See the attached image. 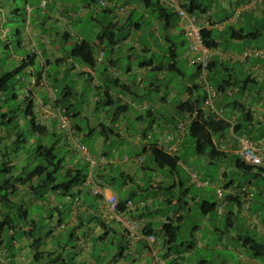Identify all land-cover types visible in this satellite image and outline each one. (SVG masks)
Segmentation results:
<instances>
[{
	"label": "crops",
	"instance_id": "0c3cea01",
	"mask_svg": "<svg viewBox=\"0 0 264 264\" xmlns=\"http://www.w3.org/2000/svg\"><path fill=\"white\" fill-rule=\"evenodd\" d=\"M9 1L10 0H8V2ZM14 1L15 0H13V3ZM130 1L132 4L129 5V7L131 9L130 11L134 12V19H137L141 13L144 14L146 12L140 10L143 7V4H137L139 5V8H136L137 5L135 4L134 0ZM177 1L178 3L182 4L188 2V0ZM200 1L202 2V0ZM247 1L249 0H208V3H202L204 5H208V9L205 13L212 12L210 16L211 27L207 28L212 32V37L216 42V47L213 48L215 54L212 61L213 66L209 72V76L218 71L223 78H228L230 76L229 81L235 83V86L232 87L233 89L229 90L230 95L228 91V95L226 94L227 97L224 95L225 101L222 99V96L218 98L219 105L221 108L226 104L231 105L230 107L226 108L228 110L226 120L234 118L236 122H238L239 120H242V118H245V114H248V116L245 118L248 120L250 119V122L245 124L247 132H250V136H252L253 140L260 141L264 139V56H251L243 60L241 58V54L244 51L250 49H256L260 51L264 50V1L252 12L245 13L241 17L236 18L234 16L235 10L240 5H242V3ZM85 9L86 12H91L96 17L98 15L113 17L115 20L110 22H114V25L115 22H118L122 18V16H116L112 11L104 12L105 10L98 9L91 5H86ZM75 10L76 7L72 5L70 7V11L67 12V16L72 20H78L79 22L80 18L78 17ZM7 13H9V15L16 14V9H14L13 6H7V9L0 7V26L4 24V18L6 17ZM75 21L68 22L67 25L70 26ZM120 21L122 22L123 20L121 19ZM133 21L136 22L138 20ZM115 29L116 28L114 27L113 30ZM1 32V34H4L6 31L1 30ZM30 32L28 34L29 37L32 38ZM180 32H182V28L180 25H178L177 29L170 30L168 34L176 37ZM20 35V32L17 30L15 32V36L19 38ZM63 35L65 40H68V32L65 31ZM141 36L143 35H141L140 32H137L130 36V38L121 40L119 45L120 47L117 50H114L113 54H108L107 59L102 58V63L100 64L101 67L99 69L97 68L98 63H96L94 68L88 67L69 55L64 57L62 54H60L59 49L54 51H46L50 57V64L47 65L46 69L48 70L49 67H55V71L52 73L53 83L50 81L52 75H48L50 78H48L49 80L47 82V75H45V80H41L42 78L38 79L39 75L35 76L33 71L29 70L28 67L23 72V74L29 73L30 78L27 79L26 77L19 76L18 84L26 85L24 96L25 99L28 98V100L25 101L26 104L28 102V104L31 103L33 105L32 113L34 116H36L35 126L40 125L46 128V135L51 136V139L56 138L57 135L63 136L64 134L61 131V126L59 128L60 120L58 117L59 114L64 115V102L67 103L69 100L70 105L73 104L76 106V110L81 113V119L79 123L84 121V119H87L86 125L88 126V129H85L82 132L79 131L75 133L73 127L69 125L73 133L72 138H70V136L67 135L66 130L63 129L67 135V141H64L60 146L66 149L72 158L75 159V161L72 160L70 163H67L66 168H74L81 164V161L79 160L80 156L78 157V154L73 151L75 142L79 143L84 138H89L94 144L96 139H100L106 145H110V141L112 139L119 142L117 147H111L108 150L102 149L97 155L92 152L95 154L94 156H103L106 159L105 164H99L96 167L94 175L98 180L101 181V186L104 189V192L108 195L116 196L119 200V203L123 206L122 218L126 221H138L140 219H145L146 224L142 229V234L154 235L157 240L162 243V246H152L153 251H151L152 253H149L150 246L142 238L141 241L135 244L130 255L120 257L122 250H125L128 247L123 225L121 222L107 219V210L104 202L101 198L92 195L90 186L82 187L80 185L81 189L79 190V202L76 205L66 202L64 197L56 193H49L46 197V200L43 199L42 202L38 201L37 197H35L32 191L29 189L30 182L17 180V177L24 172V168L19 163L16 153L22 152L23 149H18L20 146L18 148L13 146L14 134L10 135V137L8 134L4 133L6 126L9 125V120L7 119L10 117V115L7 114V118L3 119L2 124H0V165L2 162L9 163V166L12 169V176L8 175L6 177V181L8 182L7 186L13 185L15 190L9 191L8 187L2 188L0 185V221L4 219V217H11V221L17 225V228L15 231H12L11 229L10 232L7 231L8 226L3 228L4 237L0 243V264H60V255L66 259L73 258V262L77 261L78 264H147V260H149V264H186L188 262H185L186 259H190L195 249H205L209 247L207 245L208 239H206L205 242L200 241L203 238V234H200L201 227L199 225L194 226L191 229L192 234L190 233V244L188 243L187 250L185 249L186 245L176 249L174 248L175 246L163 245L165 244L163 236L162 238L158 237V233L162 234V227L165 221H170V219L173 218V223L177 222L175 220H178V223L181 222L182 224L185 217V214L181 213L182 208L177 209L170 216L160 213L162 208L170 206H168V203L165 200L166 198L160 194L164 189L159 188V183H163L162 185L166 183L170 184L172 183V179L167 178L162 173H160V171L156 172L154 170H152V177H154L153 179H144L143 177L145 169L151 165V162L149 161L148 151L143 149L145 148L143 135L147 133V128L146 126H142L140 124L143 122L141 120V116L144 113V110L141 108H144V106L146 108L153 106L155 109L159 110L161 103L159 102L158 98H155L153 102L144 101L143 107H136L133 111H131L134 113L133 118L137 124L136 128L131 130L127 122L130 121L128 119L130 111L122 114L118 121L114 122L113 124L111 117L109 119H103L101 117L98 118L96 114V112H98L96 109V102L99 100L95 98L94 94L90 95L92 98L86 103L88 108L85 109L83 108L82 103L78 104L77 101L75 102L77 99L70 100L68 98H63V100L60 102L59 98L55 97V95L52 93L54 86L57 87L56 84L59 82L64 84V87L71 86L67 85V81L69 80L75 84L76 89L74 90L76 95L80 93L83 85L88 83L91 86L94 85L93 88L95 91L100 89L103 99L107 96L113 98L112 103H109L110 105H101L104 111H109V109L113 108L120 98V103H129V97L119 94L117 92V88L113 87L112 89L107 90L108 88L104 85V81H107L111 78L110 74L112 75L114 69L119 72V80H121L122 84L126 87H134L135 85V87L137 86L139 88H144L141 83L144 82L148 73H161L163 76L166 75L163 69L160 70L156 58L151 57L154 54L162 55V53H158V51L155 50L148 51L146 47H141L138 44ZM147 36L149 37L150 34H147ZM78 40L80 41L82 39L80 38ZM43 41L44 39L41 38L42 43ZM127 41L128 43H131L132 47L137 49L141 55H150L149 60L151 61L148 65L141 67L139 66L138 62V65H133L128 72L125 70L126 68L122 69L118 67L116 64L118 54L116 53L121 49L124 50V45ZM19 43L22 45L21 41ZM94 46L99 50V52L101 49H103L102 44L98 45V40ZM130 49L127 51L126 56L120 57V59L126 58L132 61V52ZM23 59V57L17 58L16 67L22 63ZM185 59L187 61V56ZM42 63H44V61L41 62V65ZM11 70L12 69H6L5 72H9ZM139 82L141 83L138 84ZM34 87L36 88V93L34 92ZM149 88L150 90H155L157 93H161L162 90L161 87L159 88L156 85H150ZM236 88L243 90V95L237 100V91L234 90ZM40 92L44 94V99H39ZM106 92H108V95ZM180 92L181 89H172L167 93V100L163 104L166 106V112L171 114L172 105L174 109V104L176 105L177 103H184L186 101L191 102V100L194 99L195 95H193V93L189 92L186 95L184 94L182 97H180ZM51 94L54 96L52 97ZM65 97H67V94ZM196 99L199 100L200 98L198 97ZM236 101L238 105L237 103L234 105ZM0 111L2 112L4 110L0 108ZM173 118L177 119L178 117L175 116ZM183 118L184 117H180V119ZM104 120H106V126H112L115 128L113 129V133H109V135L106 136L100 133V123H97L98 121L104 122ZM20 122L23 123L24 119H21ZM150 130L149 131L153 133H151L152 135L149 142L150 144H158L165 150L168 147H175L177 148L176 155H179V151H184L186 147H189V138L188 134H186L187 132L180 133L179 135L175 130L170 131L171 129H169V127H166L165 125L160 126L158 123L153 125ZM169 137L170 140H168ZM229 137V135L226 137V141H229ZM28 144H30V142ZM127 144H130L132 147L136 148V152L128 155L126 146ZM1 150L5 152L3 155H1ZM78 153L80 152L78 151ZM231 155L232 152L229 151V153L226 155L227 158L223 161H220L219 163L222 164L220 165L222 168L219 174L221 182H223L222 177H227L226 170L228 168H232L230 165ZM81 157H83L82 154ZM181 165L182 163L180 162L179 166ZM138 171H140L142 177H136ZM191 173L195 172L187 170L189 183H191ZM31 181L32 183L36 182L34 179ZM224 181H226V179H224ZM173 182V187H175V184H181L180 177L175 175ZM223 192L225 200L234 197L236 194L232 185L230 188L223 190ZM188 193L189 191H186V193H182V196L188 197ZM6 197L8 198V201L14 203L17 207L23 205V209L27 211L23 219L21 216H18L20 215L21 211L19 212L17 209H12L10 211L7 210L9 202L7 203ZM129 200L130 205L127 203ZM134 200H136L135 205L133 204ZM225 200H218L217 204L223 203L226 210V207L230 206L231 204L229 205ZM14 201L19 202V204ZM193 203L195 205L198 204L195 201H193ZM238 203H240V199ZM236 204L237 200L230 206L231 208L229 207L232 212L235 210L234 207ZM25 205L32 206L39 211L31 212V210L25 207ZM187 206L188 203H186V208L189 213L193 209V206ZM260 213H262V209ZM123 215L125 217H123ZM241 217L242 216L240 215V219L243 225H245V228L249 229L251 232L254 230L256 237L260 239L264 245V222L263 228L261 230L258 228L252 229L251 224L246 222V218L244 219V217ZM44 218H46L49 223L54 221L56 226L55 230L50 229L48 232H46L44 236L46 238L42 239V235L40 233L42 226L38 227L37 222L43 220ZM61 219L62 223L59 222ZM223 221V218L219 219L217 217L216 225L213 227V229L211 227L212 230L208 231V236L210 233L217 235L215 245L211 247L213 253L217 255L218 258H220L219 252L227 249L231 251L233 256L236 255V260L226 258V264H234L235 262H237V264H263L264 262L261 258L255 259L250 257L246 248L238 245L240 242H238L236 239L237 235L235 230L233 231L235 236L234 240H228V237L225 236V234H222L219 229ZM62 230L68 232L72 231L74 233V235H72L73 237L71 236L73 239L71 243H75V247H77L75 249L70 248L73 253L68 254V256L66 255L65 249L61 250V247L64 244L61 242L55 243L53 239L57 232V237H59L60 231ZM25 231L27 232L26 235L18 236L19 233H23ZM29 235L35 237L34 239H36V237L39 235L41 244L38 247L33 248L32 244L34 239H32V237ZM13 237L15 240L10 241V239ZM102 243L109 244L111 246V251L104 252L101 248ZM96 249H98V254L96 255L100 256H97L98 259L93 262L91 259L93 256H95L94 251ZM35 250H39L42 253V255L37 260L34 259ZM102 257H104V259H102ZM183 258H185V260ZM172 261L175 262L173 263ZM196 264H198V262H196Z\"/></svg>",
	"mask_w": 264,
	"mask_h": 264
},
{
	"label": "trees",
	"instance_id": "16d2710c",
	"mask_svg": "<svg viewBox=\"0 0 264 264\" xmlns=\"http://www.w3.org/2000/svg\"><path fill=\"white\" fill-rule=\"evenodd\" d=\"M109 1H114V0H107ZM117 1V0H115ZM177 1V0H176ZM118 2V1H117ZM178 2V1H177ZM138 3L143 4V7L146 10H150L151 14L155 15V18L153 20L154 25L157 26V24H161L162 26V35L160 36V41L158 43V46L160 47L159 52L158 53H162V55H158V54H154L151 57H155L156 60L158 61V66L160 67V70H164L167 77L168 74L170 72H175L178 75H182L181 71L178 69L176 62L178 60V55H177V48L181 47V49L186 53L187 52V38L183 37L184 34V29L182 28V32H180L176 37H173L171 35H169V31L170 30H174L178 28L179 22H178V18L176 16V14L170 9V7L165 6L161 0H138ZM98 4V0H89V5L94 6ZM180 7L183 8L185 11H187L189 14L192 15H205L207 13L206 10L208 9L207 6L208 5H204L200 0H188L187 3H179ZM86 7V6H85ZM104 12H108L109 10L104 9ZM110 12V11H109ZM134 12H130L128 17L125 19V26L121 27L122 31L124 32L125 28H132V30H134V34L137 32L141 31V21L144 20V18L147 17V12H145V15H140L137 17V19L133 18ZM154 17V16H153ZM174 19H176V21H174ZM92 20H94V18H92ZM133 20H138L136 22H134ZM227 20V19H226ZM115 27V25L113 23L108 24L107 26L103 27V29L105 28V31H102V33L97 36V40H98V45L103 46V49L100 50L99 52V56L100 57H105V55L108 54H113L114 50H117L120 46V42L121 40H126L128 38H130L131 35H129V32H122L123 33V37L121 39H117L114 32L115 30H113V28ZM102 29V30H103ZM119 30V29H116ZM144 36V35H143ZM141 36V38L143 37ZM200 37H201V41L203 42V44L206 46V48H208L212 53V59L211 61L208 63L207 66V75L204 78H200L199 75L201 74V67L197 64H193L190 66L195 67V73L193 76V81H190L189 83H187L185 86H183L181 88V92L179 93L180 97H182L184 94L186 95L187 93L191 92L193 93L194 99L190 101H186V102H182V103H177L176 105L174 104V114H170L168 112H166V106H164L163 104L166 102L168 94H166L167 96L165 98H159V102L160 104V109H155L153 106L152 107H145L141 108L144 110V113L141 116V120L143 121V124H141L142 126H146V128H148L146 130V134L143 135L144 137V150L148 151L149 153V161L151 162L150 166L147 167V169H145V172H152V170L162 173L164 176H166L167 178L170 179H174L175 175L177 174V169L179 167V164L181 162L180 160V155H176L177 154V149L175 153H167V151L165 149H163L162 147H160L158 144L155 143H149L151 140V135L153 134L152 132H150L151 127L153 125H155L156 123H158L160 126L165 125L166 127H169V129H171L170 131H174L175 126L183 119H180V117H187L189 115V117L191 116V122L189 123L187 130H186V134H188V138H189V147H186L185 149H191L192 150V154L193 156L196 157H203V158H207L208 160L212 161V162H216L217 164L220 163V161H223L227 158V154H225L224 152L220 151L219 149V145L218 143L222 142L226 137H228V135L230 136L229 138H231V136L233 137H237L240 135H246L248 137H250L252 140V136H250V132H247V128L245 127L246 123H249L250 119H245L246 116H248V114H245V118H242V120H239L238 122H235V125H231L230 122L228 120H226L225 117H223V119H216L215 115L210 111V110H206L204 109V100L206 99V89L207 87H211L216 93H217V97H216V101H215V107L217 109H225L226 110V115L228 113V110L226 109L227 107H230L231 105H225L224 107L221 108V106L219 105V101L218 98L220 96H222V99L225 101L224 99V95L227 94V91L232 90L235 86L234 82H230V76L227 78H223L220 75V72L216 71L213 75L209 76V72L212 68V61L214 59V50L213 48L216 47V42L214 41L213 37H212V32L207 29H201L200 30ZM181 39V41H179V43L176 42L175 39ZM104 40H106V44H104ZM44 42V41H43ZM165 43V44H164ZM20 45V43H19ZM148 51H150V47H146ZM146 54V53H144ZM69 56L76 59L78 62H81L82 64L94 68L96 66V60L94 58V51H93V46L85 41V40H80L77 41V43L75 44V46L70 50L69 52ZM36 56L35 54L33 55H28L26 56V58L23 59L22 63L17 66V67H13L11 71L9 72H3L0 74V94H2V97L4 99H10V100H17V94L15 93V85L16 83H18V77L20 76V74H22L28 67L33 66V61L35 60ZM133 58V56H132ZM165 60L167 65H165ZM151 60L146 59L144 62H139V66L143 67L145 65H148L150 63ZM118 62V59L116 60V64ZM50 64V60H44V63H42V69L43 72L39 73V78L44 74L47 65ZM187 64H188V60H187ZM138 65V62H137ZM133 64L131 66H127L126 67V71L128 72L131 68H132ZM159 70V71H160ZM47 75V74H46ZM165 75V76H166ZM164 76V77H165ZM224 76H228V75H224ZM110 79H108L107 81H104V85L105 87H107L109 89H112L113 87L118 89V93L128 96L130 99L129 103H120V100L118 102H116V104L114 105L113 108L109 109L111 111V119L113 120L112 124L116 121H118V119L121 117L122 114L127 113L128 111H133L136 107H143V103L144 101H148L145 98H142V96L138 93V91L134 92L132 91L135 87H126L122 84V81L119 80V74H117V76L111 75L110 74ZM146 79V78H145ZM145 81V80H144ZM103 83V82H102ZM141 82H139L138 84H140ZM144 88H140L142 91H144V95L146 96V93L148 91H155V90H150V85H155L153 83L149 84V85H144L143 83H141ZM54 86V85H53ZM94 86V85H93ZM139 86V85H138ZM158 86V85H156ZM160 88V86H158ZM100 88V87H99ZM139 88V87H138ZM146 88H147V92H146ZM170 88H173L172 86H165V89L168 90ZM180 89V88H178ZM177 90V89H176ZM235 91H237L236 93V100L238 98H240L243 95V90L240 88H236L234 89ZM98 91V93H97ZM97 91H95V96L97 94V97H95L97 100L96 102V109L99 110V106H101L102 104L106 105H110L113 101V98H111L110 96H107L106 98H102V94L100 93V89H97ZM7 92L9 93L8 97H6L4 94H7ZM156 92V91H155ZM52 93L55 95V97L59 98V101L61 102L63 100V98H68V99H76L77 96L76 92L74 90V88L71 86H65L61 89H58V87L54 86ZM69 93V94H68ZM67 94V97H65ZM106 94L108 95V92H106ZM161 94V93H158ZM65 95V96H63ZM200 98L199 100L196 98ZM227 97V95L225 96ZM143 99V100H142ZM6 100V101H7ZM25 100H28V98H26ZM77 100H75L76 102ZM65 105L63 104V109L64 110V117L68 120L69 125H71L73 127V130L76 132H82L83 130H85V127L83 128L81 126L82 122H85V124H87V119H84V121H80L81 119V113L76 110V106L73 104H69V100L68 102H64ZM78 103V101H77ZM82 102H79L78 104H81ZM110 103V104H109ZM237 103V101L234 103V105ZM238 105V103H237ZM80 106V105H78ZM1 108V107H0ZM32 109H33V105L31 103L26 104L25 109H23L22 111L19 110V113L23 114V116L25 118H30L31 119V129H32V133L38 134L39 136L44 135L45 137L48 136L46 135L47 129L38 125L35 126V117L34 114L32 113ZM146 110V111H145ZM9 112H6L4 110V113L2 115H0L1 118V122L0 124H2L3 119L7 118V114ZM171 115V118L170 116ZM178 117L173 118V117ZM16 114H10V117L7 119L9 120V125L14 124V118H16ZM79 118V119H78ZM99 118V117H98ZM18 118L15 119V121H17ZM170 119V120H167ZM186 119V118H185ZM184 119V120H185ZM78 120V121H77ZM20 121V120H19ZM146 121H149L148 123H144ZM97 123L99 124V128H100V133L102 135H109V133H113V128L112 126H106L104 122H100L98 121ZM86 129H88V126L86 125ZM173 129V130H172ZM7 130V133L9 136L14 134V141H13V146L15 148H18L20 146V148L18 149H24L27 146V142L25 141V137L22 135L20 128H19V123L14 124V128L12 129V131H8V127L5 129ZM91 130V129H90ZM93 130V129H92ZM150 130V131H149ZM149 131V132H148ZM152 133V134H151ZM11 137V136H10ZM88 137V136H87ZM108 137V136H107ZM1 140V139H0ZM53 143L52 147L50 146H45L43 144H40L36 151H37V155L40 157H43L45 160V164L44 165H40L38 167H35L33 170L28 169L27 173L25 174V176L19 175L17 177V180L23 181V182H30L29 185V189L32 191L33 195L35 197H37L38 201L42 202L43 199L46 200L47 195L49 193H56V194H60L62 197L66 196H70L72 199L71 201H66V202H70L73 205L78 204L79 202V196H80V192H79V186L82 185V183L85 181V177L87 175V173H85L84 175L81 174V172L79 171V169L77 167L74 168H66V166L63 165V158H60L56 155L54 149L55 146L58 144L57 141V137L53 139ZM148 146V147H147ZM233 147H236V144L234 142ZM147 148V149H146ZM184 149V150H185ZM17 152V151H16ZM17 153H21V152H17ZM16 153V154H17ZM222 165V164H220ZM230 165L231 167L236 171V173H241L243 175H248L251 174V176H259L262 178L263 180V187H262V191L260 192V194H263V200L260 202H256L253 204H251L250 206V215L248 214L247 216H242L241 218L244 217V219L246 220V222L250 223L249 218L252 217L253 214H255V217L258 218V220H260V224L263 227V222H264V213H260L261 209L262 211L264 208V170L262 168L259 167H254V166H247L246 164H244L237 156L235 155H231L230 157ZM222 168V167H221ZM25 170V169H24ZM226 170V169H225ZM224 170V172L226 173V171ZM0 173L7 177L8 175L12 176V169L9 166V163L7 162H2L0 165ZM226 175V174H225ZM205 176L201 177V179L203 178L204 180L202 181H209L211 182L210 178H204ZM23 178V179H22ZM94 178L97 179V177L94 175ZM32 179L36 180V182L32 183ZM145 179V178H144ZM223 179V185H222V189L225 190L227 188H230L231 185L233 186V189L235 190V195L232 198H228V202L227 200H225V196H224V200L226 201V203H228L229 205L233 204L236 202L237 200V204L235 205L234 208L236 207H240V203L239 199H240V193L242 194V191L240 192V190L242 189L243 185H241L240 183H237V185H234L233 182L231 181L230 183H227V181H224V179H226V177H222ZM8 182L5 180H1L0 185L3 187H8L9 191L15 190V187L13 185H8ZM163 183H159V188L164 189L163 192H161L160 194H162V196L164 198H166V202L168 203V206L172 207V206H176L178 205L182 199L180 200H175L173 196H171L170 198H167V193L170 192L168 190H170L174 184L172 185H168L169 183H166L164 185H162ZM180 186H183L182 181L181 184H179ZM244 188V187H243ZM150 189V188H149ZM247 190V188H244ZM166 191V192H164ZM183 191V192H182ZM182 191L181 193H186V191H189V189L185 188V186L182 187ZM96 197V196H95ZM75 198L78 199V202H75ZM101 198V197H99ZM217 199H221L218 197L217 195ZM254 199H255V194H254ZM6 201L8 203L7 206V210H12V209H17L20 212V215L22 219L24 218V215H26L27 211L25 209H23V205L17 207L14 203L8 201V198L6 197ZM254 201V200H253ZM184 202V201H183ZM130 205V200L127 202ZM186 204V203H184ZM230 205V206H231ZM226 207V211H225V216L223 217L224 219V226L223 229H226L227 232L228 230L231 231H239L236 232V239L238 242H240L238 245H240L241 247L246 248L248 254L250 255V257L255 258V259H262L264 262V245L262 244L261 240L258 239L256 237L255 231L253 230L252 232L245 228V225L242 226H238V222L237 219L235 217V212L231 211L229 209V207ZM216 207H217V202L216 203H210L208 201H203L202 205L200 206L201 209V215L205 218H210V212L215 213L216 212ZM181 208V207H180ZM231 208V207H230ZM225 209V208H224ZM118 212L120 213V215L123 214V206L119 203L118 206ZM239 212L241 211L240 209H238ZM216 214V213H215ZM50 216V215H49ZM123 217H125L123 215ZM218 217V216H217ZM172 219H170V221H165L162 227V236L164 238V243L163 245H167V246H175L174 248H179L182 246L186 245V250L188 249V242L183 243L180 242L177 238V232L180 228L181 222L178 223V220H175L177 222H172ZM185 219V217H184ZM64 221V220H63ZM60 223H62V219L59 221ZM252 224V223H250ZM12 225V226H11ZM60 225V224H59ZM8 226L7 231L10 232L11 229L12 231H15V229L17 228V225L11 221V217H4V219H2L0 221V243L2 241V238L4 237L3 234V228ZM252 226V225H251ZM246 229L247 233H241L242 230ZM252 229L257 228L256 225H253L251 227ZM221 231V228L219 229ZM226 230L225 231H221L222 234L226 235ZM7 232V233H8ZM39 232V231H38ZM143 233V230H141V234ZM27 232H23V233H19L18 236H23L26 235ZM125 237L127 239V249L122 250V252L120 253V257L121 256H127L130 255L131 250L133 249V247L135 246V244L140 240H137L135 242H131L130 239L126 236V233L124 231ZM192 234V232H191ZM190 234V235H191ZM17 235V233H16ZM72 235H74V233L72 231L69 232L68 235V239L67 242H71L72 239ZM147 235V234H146ZM143 235V238L144 236ZM31 236V235H29ZM72 236V237H71ZM32 239H34L35 237L31 236ZM208 237V236H207ZM206 238V237H205ZM235 236L231 237L230 240H234ZM15 240L14 237L10 239V241ZM41 244V240L40 237L38 235V237H36V239H34L32 247L36 248ZM190 244V243H189ZM237 244V243H236ZM65 245V246H64ZM62 247L61 250L65 249L67 247V243H65ZM162 246V243H161ZM192 246V244H191ZM77 247V246H76ZM75 246L71 245V249H75ZM151 251H153V247H150V251L149 253H152ZM124 254V255H123ZM42 255V253L39 250H35V254H34V259H38L40 256ZM190 256V255H189ZM60 260V264H70L73 263V258H63L61 255L59 256ZM58 258V259H59ZM193 258V256L191 255L190 259L187 260L185 262H187L186 264H194L192 263L191 259ZM185 260V258H183ZM176 261V260H175ZM175 261H172L173 263ZM196 263V262H195ZM203 263V260H199L198 264ZM264 264V263H263Z\"/></svg>",
	"mask_w": 264,
	"mask_h": 264
},
{
	"label": "rangeland",
	"instance_id": "374dc122",
	"mask_svg": "<svg viewBox=\"0 0 264 264\" xmlns=\"http://www.w3.org/2000/svg\"><path fill=\"white\" fill-rule=\"evenodd\" d=\"M46 1V7L42 8L40 6V0H15L13 3V0L9 1L8 0H0V7L3 9H7V6H10L14 9H16V14L9 15V13L6 14V17L4 18L5 22L0 26V74L5 72L6 69H12L13 67H16L17 63L16 60L19 57L26 58L28 55H33L36 54V58L34 60L33 66L29 67V70L33 71V74L35 76L39 75L40 72H43L44 69H42L41 62L44 60H49L50 57L46 51H54L56 49H59L60 54H62L64 57L69 55L70 50L75 46L78 39H83L87 42H89L93 46V51H94V58L98 59L99 56V50L94 46V44L97 42V36H99L102 31H105V28L103 27L107 26L110 24V21H114L115 19L113 17H105L98 15L97 17L93 15L91 12L88 13L86 12L85 6L89 5V0H45ZM118 1V2H117ZM116 2L118 5H122L121 0H117ZM125 1V4L129 7L131 5V1L129 0H123ZM203 3H208V0H202ZM135 4H138V0H135ZM75 6L76 10L75 12L77 13L78 17L80 18L79 22L78 20H72L70 17L67 16V12L70 11L71 6ZM27 8L30 9V12L27 11ZM136 8H139V5H137ZM140 10L144 11V8L142 7ZM8 11V10H7ZM147 12V18H144V20L141 21V35H144L140 40H139V45L142 47H150L151 51L155 50L159 52V46L158 43L160 41V36L162 35V26L161 24L154 25V18L155 15L151 14L150 10H146ZM126 15V16H125ZM141 15V14H140ZM139 15V16H140ZM123 17L121 18L123 21L121 22L120 20L115 22V28L119 29L113 31L117 39H121L123 37L124 32H129V35L134 34V30H131L130 28L126 27L124 32L122 31L121 27L125 26V19L127 17V14H123ZM154 16V17H153ZM94 18V20H92ZM153 19V20H152ZM73 22L70 26L66 24V22ZM155 21V20H154ZM176 21V19H174ZM30 28V30H29ZM103 29V30H102ZM1 30L6 31L4 34H1ZM20 32V37L17 38L15 36L16 31ZM33 30V31H32ZM32 36V38L29 37V32ZM67 31L68 32V40H65L63 33ZM123 32V33H122ZM35 33V35H34ZM147 34H150L148 37ZM41 38L44 39V42H41ZM21 39V40H20ZM177 43L181 41V39H175ZM21 41L22 45H19V42ZM259 43V42H258ZM104 44H106V40H104ZM123 47V46H122ZM132 48V49H130ZM131 50L133 60L130 61L129 59L126 58H121L120 57H125L127 54L128 50ZM134 49V50H133ZM118 56V62L117 65L119 68H126L127 66H131L132 64L134 66L137 65V62H144L146 59L150 58V55H141L139 51L135 48L132 47L131 43L126 42L124 45V50L121 49L117 51ZM177 55H178V60L176 62V65L178 69L181 71L182 75H178L175 72H170L164 77L161 73H148L146 76L145 81L143 82L144 85H149L151 83L158 85L162 88L161 94H158L155 91H146V96L144 95V91H142L140 88L136 87L132 91L138 93L142 96V98L147 99L150 102H153L155 98H165L167 93L172 90V89H177L182 88L185 86L187 83L190 81H193V76L195 73V67L190 66L189 63L187 64V61L185 59L186 53L181 49V47L177 48ZM104 59H107V55H105ZM166 63V60H165ZM167 65V63L165 64ZM97 68L99 69L101 67L100 64H97ZM55 71V67H49L48 70H45V75L47 74V82H48V75H52V73ZM20 77H26L27 79L30 78L29 73L27 74H20ZM53 75L50 78L51 83H53ZM132 80V79H131ZM67 85H71L74 89H76L74 82L67 81ZM58 89H61L64 87V84H61V82L56 84ZM172 86L173 88H170L168 90L165 89V86ZM25 84H18L16 83L15 85V93L17 94V100H10V99H4L2 97V94H0V107L2 110H5L6 112H9L8 114H16L17 121H15L16 118H14V124L19 123V128L22 133V135L25 137V141L27 143L30 142L26 146V148L23 149L21 153H17L18 156V161L21 164V166L25 169L24 172L21 174L22 176H25L27 173L28 169L33 170L35 167H38L40 165L45 164V160L43 157H40L37 155V147L40 144H43L45 146H50L52 147V144L55 143L53 142V139H51V136H39L38 134L32 133L31 129V119L30 118H25L23 114L19 113V110H23L26 107V101H25ZM43 90V89H42ZM34 92L36 93V88L34 87ZM95 89L93 86L87 84H84L79 95L77 96V101L82 102L83 108L87 109L88 105L86 104L88 101L91 100L93 95L95 96ZM98 93V91H97ZM9 93L4 94L6 97H8ZM44 94L41 92L39 93V99H44L43 97ZM46 96V95H45ZM97 97V94L96 96ZM118 97V96H117ZM115 98V97H114ZM7 100V101H6ZM143 100V99H142ZM36 103V102H34ZM116 107V106H115ZM114 107V108H115ZM171 114H174L173 111V105L171 106ZM4 111H0V115H2ZM98 117H101L103 119H109L111 117V111H104L103 107L99 106L98 112H96ZM134 113L129 112L128 119L130 121L128 122L129 128L131 130L135 129L137 124L134 120ZM171 118V115H169ZM36 117V116H34ZM38 117V115H37ZM24 119V122L21 123L19 120ZM1 122V118H0ZM106 120H104V123ZM149 121H146L144 123H148ZM14 124L8 127V131H12L14 128ZM91 124V123H90ZM140 124H143L140 123ZM61 124L59 125L60 128ZM81 126L86 129V124L85 122H82ZM58 128V129H59ZM148 129V128H147ZM61 130V129H60ZM64 134L63 136L57 135V141L58 144L55 146V153L58 157L63 158L64 162L63 165L66 166L67 163H70V161H75L74 158L70 155V153L67 152L66 149L61 147L62 143L64 141H67V135L63 129L61 130ZM3 133V132H2ZM4 133H7V130H5ZM3 133V134H4ZM232 137L229 138V141H226V138L218 143L219 146L224 145L226 149H230V146L232 144ZM83 146H85L88 149V154L91 155L94 158L99 159V156H94L95 154L97 155L102 149H110L111 147H117V142L116 140H111L110 145L104 144L100 139H96L95 144L93 143L92 140L89 138H84L79 142ZM30 145V146H29ZM120 146V145H118ZM127 153L130 155L131 153L136 152V148L132 147L130 144H127ZM73 151L78 154V157L80 156V161L81 164L78 165V169L81 172L82 175L87 173L86 177L88 176V166H86L87 162L84 161L83 157H81V154L78 153L77 147L73 146ZM95 154H93V153ZM5 152L1 150V155H3ZM178 154L180 155V160L182 165L178 167L177 169V174L180 177L183 186L185 188L189 189L188 197L182 196L183 194L181 193V189L183 186H180L179 184H175V187H172L170 192L167 193V198H170L171 196L174 197L175 200H181L182 201L172 207H165L162 208L160 213L170 216L172 213H174L177 209L180 207L182 208L183 214H185V219L184 222L180 225V228L177 232V238L180 242L186 243L190 239V233L191 229L194 226L199 225L201 227V232L200 234H203V238L200 240L201 242H205L206 239H208L207 245L209 246L208 248L205 249H195L193 251V258L191 259L192 263L196 264L195 262H198L199 260H203L204 264H226L225 259H234L236 260V255H232L230 250L224 249L220 251L219 257L215 255L211 249L213 245H215L217 235L214 233H210L208 236V231L212 230L213 227L216 225L217 221V216L215 213L210 212V218H205L201 215V209L200 206L202 205L203 201H208L210 203H216L218 201L217 199V190L220 189L219 185L222 183L220 181V170L221 166L220 164H217L216 162H212L208 160L207 158L203 157H196L193 156L192 150L191 149H185L184 151H179ZM24 158V159H23ZM194 158V159H192ZM192 159V160H191ZM210 163V164H209ZM187 170H191L195 172L199 179L202 181L204 180L203 178L201 179L200 176H205L206 178L211 179V184L207 187H196L194 185H191L189 183V176L187 174ZM153 172H145L144 173V178H151ZM85 177V178H86ZM136 177H142L140 171H138ZM204 177V178H205ZM6 179L5 176H3L0 173V180ZM227 183H230L231 181L233 182L234 185H237V183H240L243 185L244 188H247L248 191H251L255 194V199H253V204L262 201L263 200V194L260 192L262 191L263 187V180L261 177L255 175L254 177L251 176V174L248 175H243L241 173H236V171L233 168H228L227 169V177H226ZM174 184L173 179L172 183L168 185ZM79 188V187H78ZM152 196V195H151ZM59 199V198H58ZM136 200H134L133 204L135 205ZM188 203V206H193V209L191 212L188 213V210L186 208L185 202ZM193 201L197 202L198 204L195 205ZM16 202V201H14ZM19 204V202H16ZM187 206V207H188ZM29 210L32 211H39L36 210V208L32 206L25 205ZM185 209V210H184ZM239 208L236 207L234 212H235V217L238 222V226H242V221L240 219V212L238 210ZM16 210V209H14ZM264 210V208H263ZM226 210L224 209V212ZM264 213V211H262ZM38 223V227L42 226L40 229V233L42 235V239L46 238L44 237L46 232H48L50 229L55 230V222H48L46 218L43 220H40ZM224 222L220 225L221 231H225L226 229H223ZM212 227V229H211ZM239 232V231H236ZM247 233L246 229L243 228L242 232ZM56 234V233H55ZM54 234V235H55ZM58 234V232H57ZM57 234L55 235L54 242L58 243L61 242L65 244L68 239L69 232L68 231H60L59 237H57ZM161 233H158V237L162 238ZM208 236V237H207ZM228 237V240L231 239V237H234L233 231L231 230H226V235ZM207 237V238H205ZM211 238V239H210ZM45 241V240H44ZM70 244L72 246H75V243L67 242V247L65 248L66 250V255L72 254L73 252L70 250ZM101 248L104 252L111 251V246L106 243H102ZM98 254V249L94 251L93 258L91 259L93 262L98 259L96 255ZM100 258V257H99ZM104 259V257H102ZM76 262V263H75ZM70 264H78L77 261H75ZM149 260H147V264H149ZM203 264V263H200ZM234 264H237L235 262Z\"/></svg>",
	"mask_w": 264,
	"mask_h": 264
},
{
	"label": "built area",
	"instance_id": "2783aa9c",
	"mask_svg": "<svg viewBox=\"0 0 264 264\" xmlns=\"http://www.w3.org/2000/svg\"><path fill=\"white\" fill-rule=\"evenodd\" d=\"M264 0H250L244 4H242L235 12L236 17L241 16L243 13L249 12L254 10L257 6L263 3ZM176 13L179 22L184 29L185 37L187 38V53L189 55V63L191 65H199L201 67V74L199 75L200 78H204L207 75V66L208 63L211 61L213 53L206 48V46L201 41L200 37V30L206 27H210V16L211 13H207L205 15H192L181 9L174 0H169L166 2ZM46 1L41 0L40 6L45 7ZM101 8H106V3L100 1L98 4ZM118 11H123V9H118ZM250 56L255 57H262L264 56V52L259 51H245L241 58L245 59ZM217 93L211 88L207 87L206 89V99L204 100V109L210 110L216 119H223L224 111L222 109H217L215 107ZM60 118V122L62 128L66 130L67 135L71 136L70 128L67 125V121L61 115H58ZM191 121L190 117H186L185 120H181L176 126L175 130L178 134L183 133L189 122ZM233 126L235 125L234 120L230 122ZM236 141V149L234 154L247 166H254L259 167L264 170V139L260 141H254L250 137L246 135H240L234 137ZM170 140V137L168 138ZM77 150L82 153L84 156L85 161L87 162L88 166V176L86 177L85 181L82 183V187L90 186L91 193L93 196L101 197L102 201L105 204L107 210V219L111 221L121 222L126 233V236L130 239L131 242H135L143 238L141 234V230L146 224L145 219H140L138 221H126L122 218V215L118 212L119 200L114 195H108L104 192V189L101 186V181L94 178L96 167L99 164H105L106 159L102 156L99 159H95L91 157L87 150L81 146L76 145ZM168 153H174L176 151L175 147H168L166 149ZM191 181L197 187H205L209 185L208 181H200L196 174H191ZM217 195L219 198L222 197V192L218 191ZM242 210L241 213L243 216H246L249 213L251 202L253 199V192L248 191L246 189H242ZM70 196L65 197V201H71ZM75 202H78V199H74ZM218 215L222 213V207L219 206L217 208ZM250 223L252 225H256L257 228L260 229V221L257 217L252 216L249 218ZM147 244L152 246H160L161 242L156 239L153 235L144 236L143 238Z\"/></svg>",
	"mask_w": 264,
	"mask_h": 264
},
{
	"label": "clouds",
	"instance_id": "9594fccd",
	"mask_svg": "<svg viewBox=\"0 0 264 264\" xmlns=\"http://www.w3.org/2000/svg\"><path fill=\"white\" fill-rule=\"evenodd\" d=\"M100 1H103V2H105L106 3V8H101V7H99L98 6V4H99V2ZM130 1V0H129ZM169 0H161V2L165 5V6H169L166 2H168ZM176 3H177V5L180 7V5H179V3L176 1V0H174ZM250 1V0H249ZM121 2H122V5L120 6V5H118V3L114 0V1H107V0H98V4L97 5H95V7L96 8H98V9H102V10H104V9H108L109 11H112V12H114V14L116 15V16H122L123 14H127V17H128V15H129V13L131 12L130 10V7H128L126 4H125V1L123 2V0H121ZM134 2H135V0H134ZM248 2V1H247ZM40 3H41V0H40ZM246 3V2H245ZM132 4V3H131ZM139 4V3H138ZM242 4H244V3H242ZM241 6V5H240ZM239 6V7H240ZM45 7H46V5H45ZM45 7H42V8H45ZM170 7V6H169ZM238 7V8H239ZM123 9V11H118V9ZM144 8V7H143ZM181 8V7H180ZM237 8V9H238ZM170 9L173 11V9L170 7ZM181 9H183V8H181ZM236 9V10H237ZM184 10V9H183ZM236 10H235V12H236ZM27 11L28 12H30V9L29 8H27ZM144 11H145V9H144ZM185 11V10H184ZM253 11V10H252ZM252 11H249V12H252ZM174 12V11H173ZM187 12V11H186ZM249 12H246V13H249ZM175 13V12H174ZM188 13V12H187ZM208 13H211L212 14V12H208ZM142 15H144L145 16V13L143 14V13H141ZM176 14V13H175ZM243 14H245V13H243ZM242 14V15H243ZM241 15V16H242ZM126 16V15H125ZM177 16V15H176ZM234 16L236 17V15H235V13H234ZM241 16H239V17H241ZM123 17V16H122ZM239 17H236V18H239ZM117 18V17H116ZM178 22H179V19H178ZM111 23H114V22H111ZM118 23V22H117ZM66 24H68V21L66 22ZM179 25L181 26V24H180V22H179ZM210 27H211V25H210ZM210 27H208V28H210ZM181 28H182V26H181ZM207 28V27H206ZM207 28V29H208ZM204 29V28H203ZM185 36V35H184ZM121 43V42H120ZM246 51H259V52H264V50H256V49H250V50H246ZM245 52V51H244ZM243 52V53H244ZM242 53V54H243ZM242 54H241V56H242ZM186 56H187V60H188V63H189V59H188V57H189V55H188V53L186 52ZM251 57V56H250ZM255 57V56H254ZM102 58L103 57H99L98 59H95L96 60V63H98V64H101L102 63ZM245 59H247V58H245ZM244 60V59H243ZM189 65H191L190 63H189ZM117 74H119V72L117 71V70H113V73H112V75H114V76H117ZM40 78H42L41 80H45V73L40 77ZM229 92V95H230V91H228ZM227 95H228V93H227ZM51 96L53 97L54 95H52L51 94ZM223 110V109H222ZM224 111V116L223 117H225L226 118V110L224 109L223 110ZM59 115H61L63 118H65L62 114H59ZM59 117V116H58ZM188 117H189V115H188ZM186 117H184L183 118V120L185 119ZM190 118H191V116H190ZM66 119V118H65ZM59 120H60V118H59ZM232 120H234V123L236 122V120L234 119V118H231L230 120H228L229 122H232ZM66 121H67V125H68V127L70 128V131H71V136H70V138H72V129H71V127L69 126V123H68V120L66 119ZM191 122V121H190ZM189 122V123H190ZM60 124H61V122H60ZM188 127V126H187ZM61 128H62V125H61ZM63 129V128H62ZM65 130V129H64ZM175 130V129H174ZM186 130H187V128H186ZM186 130L184 131V132H186ZM176 131V130H175ZM180 135V134H179ZM232 137V136H231ZM232 144H231V146H230V149H226L225 148V146L224 145H222V146H219V149H220V151H222V152H224L225 154H227V153H229V151H231L232 152V155H235L234 154V151H235V149H236V147L235 148H233V144H234V142H235V144H236V141H235V139H234V136L232 137ZM226 140H227V138H226ZM255 141V140H254ZM76 145H81V146H83L82 144H80V143H77V142H75L74 143V146H76ZM86 150H87V148L85 147V146H83ZM177 149V148H176ZM80 152V151H79ZM88 152V151H87ZM176 152V151H175ZM174 152V153H175ZM81 153V152H80ZM82 154V153H81ZM83 156V155H82ZM236 156V155H235ZM83 158H84V156H83ZM191 174H196V173H191ZM191 174H190V181H191ZM196 176L198 177V175L196 174ZM198 179H199V177H198ZM200 180V179H199ZM201 181V180H200ZM208 181V180H207ZM202 182H204V181H202ZM209 182V181H208ZM191 183H192V181H191ZM211 183L209 182V185H210ZM192 185H195V184H193L192 183ZM208 185V186H209ZM222 185H223V183H220V185H219V187H220V189L219 190H217V192L218 191H221L222 192V197H221V199H219V200H221V201H224V192H223V189H222ZM196 186V185H195ZM205 187H207V186H205ZM81 189V186L79 187V190ZM242 189H244L243 187H242ZM242 189L240 190V192L242 191ZM254 194V193H253ZM240 208H242V194L240 193ZM253 199H254V196H253ZM253 199H252V202H253ZM252 202H251V204H252ZM219 206H221L222 207V213H221V215H218V212H217V208L219 207ZM224 207H225V205L223 204V203H219V204H217V207H216V215L218 216V218L219 219H222L224 216H225V212H224ZM239 208V209H240ZM240 210H242V209H240ZM250 210H249V215H250ZM247 214V215H248ZM240 215L241 216H243L242 215V213H241V211H240ZM246 215V216H247ZM252 216H255V214H253ZM260 221V220H259ZM252 225V224H251ZM261 225V224H260ZM253 226V225H252ZM263 227H262V225H261V227H260V230L262 229ZM259 229V228H258ZM146 236H148V235H146ZM154 236V235H153ZM157 239V238H156ZM124 255V254H123Z\"/></svg>",
	"mask_w": 264,
	"mask_h": 264
}]
</instances>
